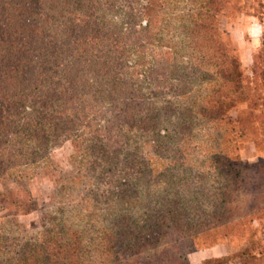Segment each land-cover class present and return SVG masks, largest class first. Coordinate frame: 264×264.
<instances>
[{"label":"trees","instance_id":"16d2710c","mask_svg":"<svg viewBox=\"0 0 264 264\" xmlns=\"http://www.w3.org/2000/svg\"><path fill=\"white\" fill-rule=\"evenodd\" d=\"M180 2L190 11L172 35L168 11ZM117 7L130 26L141 19L142 46L109 19ZM233 9V0H0V178H25L60 138L91 171L127 176L107 194L114 204L103 232L93 229L89 237L86 226L77 225L88 211L81 207L55 219L21 256L6 259L0 246V264H189L190 253L232 238L237 227H244L246 240L254 228L249 216L264 218V49L253 57L250 79L227 32L216 29V19ZM212 53L217 76L204 80ZM140 71L164 83L178 80L174 91L182 98L199 82L201 106L173 109L149 100L138 84ZM109 109L116 117L104 121L107 135L83 139L79 126L103 121ZM200 122L219 140L205 160L216 174L209 197L203 180L188 181L186 157L160 155L173 145L167 125L192 140ZM241 139L263 155L253 169L228 153V144ZM151 186L155 200L145 207L142 189Z\"/></svg>","mask_w":264,"mask_h":264},{"label":"rangeland","instance_id":"374dc122","mask_svg":"<svg viewBox=\"0 0 264 264\" xmlns=\"http://www.w3.org/2000/svg\"><path fill=\"white\" fill-rule=\"evenodd\" d=\"M233 5L234 9L228 16H220L216 19V29L227 32L240 65L247 73V77L251 79L254 78L249 70L253 57L264 49V0L257 2L256 0H233ZM120 10L121 7H117V12H113L114 15L112 13L113 16L109 19L116 24H121L124 34L130 32L132 36L139 37L138 44L142 46L144 36L141 19L138 17L130 26ZM189 11V5L185 2L170 7L168 18L170 17L172 35L180 33L175 27L177 26L175 22L179 21L181 15L186 16ZM172 16L175 18L174 21L171 19ZM211 55V66L206 73H202L204 80H212L217 76V68L214 67L216 56L214 53ZM139 73L140 83L138 84L142 83L148 99H155L160 106H167L168 103L173 109H184L187 105H193L195 109H198L201 106L202 96L199 93L201 87L194 78L189 79V82L195 83L187 86L188 94L186 98H182L181 92L174 91V88L179 85L178 80L164 83L158 75L154 78H146L144 71ZM258 80H262L261 77H258ZM235 112L237 111L229 112L231 117L235 116ZM115 117V113L109 109L104 112L103 121L96 120L93 123L94 126L85 123L79 126L84 128L83 139L102 140L107 135L103 127L104 121H113ZM166 127H169L173 145L160 155L169 158L179 154V158L186 157L189 162L184 164L183 168L187 172L188 181L194 185L203 180L206 190L212 191L209 186H214L215 169L205 160L212 157L210 151L219 140L217 135L216 138L215 135H210L211 126L200 122L197 125V131L192 132V140L190 137L178 135L175 128L173 131L169 125ZM95 128L99 130L97 133ZM160 133L164 134V132ZM94 135L98 137L95 138ZM228 151L237 155L242 166L248 169H253L263 160L262 153L256 151L251 143L242 139L237 140L235 144L229 143ZM73 154L71 142L60 138L51 143L46 153L47 159L39 164L40 166L27 170L25 178H18L17 173L0 178V246L4 247L6 259L25 254L30 249V244L52 229L55 219L70 217L74 215L76 209L81 207H85L84 209L88 211L81 209L83 217L76 222L77 225L86 226L85 234L89 237H94L93 229L103 232L108 216L107 210L114 204L107 194L114 190L118 183H123L127 176H122L119 174L120 171L116 173L115 170H112L110 174L91 171L90 164L83 165L80 159L76 160L73 157ZM154 186L157 188L156 184ZM154 186L142 189L145 196L142 203L145 207H152L154 203ZM208 190L205 195H208ZM244 190L245 188L242 191ZM245 191L247 195L256 194L253 188ZM139 199L140 197L137 196V201L133 204L138 203ZM243 207V204L240 209L237 207L235 210L237 216L243 213ZM201 209L200 207L197 213L192 215H197ZM249 219L253 221L254 228L247 232L246 240L242 236L244 227H237L232 238L190 253L187 256L189 264H200L206 259L221 257L224 258L222 264H243L244 262V264H264V258L258 256L264 254V218L261 213H254L249 216ZM245 251L248 252L249 258L239 259L241 253L244 254Z\"/></svg>","mask_w":264,"mask_h":264}]
</instances>
